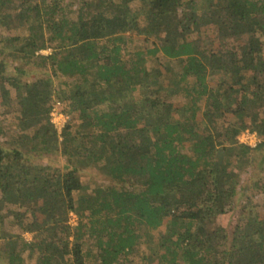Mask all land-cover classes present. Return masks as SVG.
Instances as JSON below:
<instances>
[{
	"label": "trees",
	"instance_id": "trees-1",
	"mask_svg": "<svg viewBox=\"0 0 264 264\" xmlns=\"http://www.w3.org/2000/svg\"><path fill=\"white\" fill-rule=\"evenodd\" d=\"M0 264H264V0H0Z\"/></svg>",
	"mask_w": 264,
	"mask_h": 264
},
{
	"label": "rangeland",
	"instance_id": "rangeland-1",
	"mask_svg": "<svg viewBox=\"0 0 264 264\" xmlns=\"http://www.w3.org/2000/svg\"><path fill=\"white\" fill-rule=\"evenodd\" d=\"M139 45L138 44H136V46L135 47H138ZM43 53V52H42ZM43 54H46V52H44ZM16 110V108H14V107H12V109H6V110H4L5 112H9V111H11V110ZM56 115L54 116L55 118H54V123H55V125H57V127H60V125H62V123H64L65 121H66V117L64 116H59L58 115V113H55ZM250 178V177H249ZM247 186H251V184H247V185H245V187H247ZM89 189V187H87V190ZM252 191L250 192V194L252 193V194H254V195H258V194H261L260 193V191L259 190H254V187H253V189H251ZM249 194V193H248ZM260 197V196H259ZM235 209L237 210L238 209V207L236 206V208H234V210H230L227 214H225V215H222V216H219L218 218H217V225L218 226H220V227H222V228H224V229H227L228 227H231V226H233V225H235L236 224V222H237V218H236V216H235ZM76 221H77V218L75 217V215H73V214H70V221H69V223H70V225L71 226H76ZM25 238H26V240L27 241H30V239H31V236L30 235H25L24 236Z\"/></svg>",
	"mask_w": 264,
	"mask_h": 264
},
{
	"label": "built area",
	"instance_id": "built-area-1",
	"mask_svg": "<svg viewBox=\"0 0 264 264\" xmlns=\"http://www.w3.org/2000/svg\"><path fill=\"white\" fill-rule=\"evenodd\" d=\"M239 141L250 147H254L258 143V138L254 133L244 132L240 135Z\"/></svg>",
	"mask_w": 264,
	"mask_h": 264
}]
</instances>
